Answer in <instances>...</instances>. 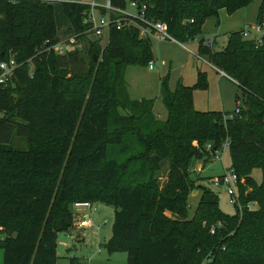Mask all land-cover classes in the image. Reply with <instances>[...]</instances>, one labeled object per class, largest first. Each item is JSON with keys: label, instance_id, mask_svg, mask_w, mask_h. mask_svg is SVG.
<instances>
[{"label": "trees", "instance_id": "16d2710c", "mask_svg": "<svg viewBox=\"0 0 264 264\" xmlns=\"http://www.w3.org/2000/svg\"><path fill=\"white\" fill-rule=\"evenodd\" d=\"M126 1L109 0L116 8ZM134 1L179 44L196 38L208 18L217 24L219 10L230 15L251 2ZM60 8L74 37L84 39L85 56L51 50L59 42L50 0H0V61L16 64L0 85L1 264H54L56 235L71 228L75 202L114 207L104 247L125 253L126 264H264V39L255 46L242 29L224 35L218 50L196 44L195 56L239 90L237 114L193 109L192 92L204 87L197 72L192 86L176 83L172 90L168 75L160 78L166 115L157 121L153 101L129 99L124 81L126 67L151 62L148 40L134 27L110 30L101 49L83 36L85 7L62 2ZM263 10L261 0L256 22ZM13 135L25 141V150L9 149ZM223 145L241 181L240 208L231 215L189 178L196 160L208 162ZM193 190L199 196L189 216Z\"/></svg>", "mask_w": 264, "mask_h": 264}, {"label": "rangeland", "instance_id": "374dc122", "mask_svg": "<svg viewBox=\"0 0 264 264\" xmlns=\"http://www.w3.org/2000/svg\"><path fill=\"white\" fill-rule=\"evenodd\" d=\"M101 3L102 0H97ZM261 0H251L248 6L243 8V12L236 11L230 15L225 12L217 14V24L214 18L205 21L200 29V34L193 40L177 45L175 42L167 40L150 39L151 65L152 69L148 70L146 66L133 67L128 66L124 70V81L127 97L131 100L150 99L153 101L152 116L157 121H162L166 112L161 104L158 94L159 80L164 75H168V88L173 89L176 83L183 86H192L196 81L197 72L204 74V87L197 88L192 92L193 109L199 112L215 111L224 113L223 115H232L235 109V98L241 99L239 90L233 83L228 81L224 76H219L208 66L196 60V44L199 40L205 41L214 37L217 33L224 35L244 29V25L252 27L256 23L258 6ZM53 10V19L55 33L59 43L64 45L65 52L76 50L82 56L86 55V44L84 39L75 38L74 31L70 23L63 15L60 4L55 1L51 3ZM127 10H130L127 8ZM264 18V10L262 12ZM222 18L224 20H222ZM214 19V21H213ZM212 21V22H211ZM222 22V25H221ZM247 27V26H246ZM217 28V29H216ZM217 30V33H216ZM217 34V35H218ZM86 41H94L89 35H83ZM106 41H99L98 45L102 49ZM224 45L215 42L212 49L218 50ZM32 59V58H31ZM28 59L30 69L33 68V62ZM96 57H94V60ZM215 69V68H214ZM239 108H242L240 103ZM119 110L111 111V125L116 121V115ZM160 116V117H158ZM162 116V117H161ZM25 141L13 135L9 144V149L25 150ZM202 159L195 161L189 169V178L195 180L197 184L203 185L211 190L217 197L218 209L227 215L234 212L232 205L228 203L227 197L223 194L222 188H216L209 183L210 178L220 176L229 168V156L226 148L214 153L208 162H202ZM199 169V171H198ZM252 177L259 181V172L253 171ZM164 181V172L160 177V183ZM199 191L193 190L189 195L187 215H191L198 200ZM90 210V211H89ZM74 209L71 212V228L67 232L72 238L69 241L66 232L57 235L58 242L66 243L67 247L56 245L54 264H69L70 259L79 260L83 264H126V254L122 252L108 253L104 247L111 234V225L113 222L112 205L99 202L91 204V209ZM89 211V212H88ZM88 216L90 228L76 230L75 221H79ZM105 224L102 225V222ZM82 235V236H80ZM82 238V242H81ZM73 261L70 262L72 264ZM1 264V261H0Z\"/></svg>", "mask_w": 264, "mask_h": 264}, {"label": "built area", "instance_id": "2783aa9c", "mask_svg": "<svg viewBox=\"0 0 264 264\" xmlns=\"http://www.w3.org/2000/svg\"><path fill=\"white\" fill-rule=\"evenodd\" d=\"M55 1L59 4L65 2L68 4L84 6L85 10L82 13L81 25L86 29L83 33L89 35L95 40L106 41L110 30L118 31L123 28L134 27L139 39L148 41L150 39L174 41L169 37L166 25L148 19L145 16V7L143 5L138 6L134 0H127L124 8L111 6L109 0H102L101 3H98L97 0H50L51 3ZM127 8L130 10H127ZM241 36L245 40L252 41L255 46H259L262 43V39H264V18L261 17L252 27H244ZM211 43L212 40L209 39L204 41L203 45L210 46ZM61 44L62 43H57L51 47V50L55 54H63L65 49H63L64 45ZM198 59L201 60V58ZM15 67L16 64L11 58L6 61H0V85L4 86L8 83ZM147 69H152L151 62L148 63ZM219 74L220 76H224L222 72H219ZM237 113L238 108H235L233 114ZM223 148H225V145H223L222 149ZM205 149L208 150L209 146H206ZM239 182L241 183V181L237 179L236 174L230 168L225 170L220 176L209 179V183L212 186L222 188L223 194L227 197L228 203L232 205L233 208L237 209L240 208L236 193V187ZM71 208L72 210L79 208L89 210L91 204L88 202H75L72 204ZM104 224L105 221L102 222V225ZM90 225L91 223L88 216L75 223L77 229L89 228ZM213 233V229H211L209 234L213 235ZM75 264L83 263L77 262Z\"/></svg>", "mask_w": 264, "mask_h": 264}, {"label": "crops", "instance_id": "0c3cea01", "mask_svg": "<svg viewBox=\"0 0 264 264\" xmlns=\"http://www.w3.org/2000/svg\"><path fill=\"white\" fill-rule=\"evenodd\" d=\"M243 8L242 9H239V10H237V11H239V12H243ZM224 12V10H220L219 11V15H220V13H223ZM236 12V11H235ZM234 12V13H235ZM208 19H212V18H208ZM208 19L207 20H205V21H208ZM222 20H224L223 18H222ZM213 21H214V19H213ZM212 22V21H211ZM221 25H222V22H221ZM246 26H249V25H244V27H246ZM243 27V28H244ZM217 29V28H216ZM216 33H217V30H216ZM218 34V33H217ZM215 35L214 37H216V38H211L210 40H212V43H213V46L215 45V42H221V43H225V36L224 35H226V34H224V35ZM209 40V39H208ZM206 41V40H205ZM173 42H175V41H173ZM176 43V42H175ZM177 45H179V46H183L182 44H179V43H176ZM224 45H222V47H223ZM196 58V60H199V61H201V62H203V63H205L207 66H208V68H210L212 71H214V73L216 72L217 73V75H218V77L220 76V74H219V72L220 71H218L217 69H214V67H212L208 62H206L204 59H198L197 57H195ZM222 77V76H221ZM224 77L228 80V81H230L231 83H233L230 79H228L225 75H224ZM158 117H160V116H158ZM162 117V116H161ZM163 119H164V116H163ZM91 209V208H90ZM90 211V210H89ZM88 211V212H89ZM76 222V221H75ZM76 230H79V232H80V230H82V229H77L76 227H74ZM90 228V227H89ZM84 229V228H83ZM70 230V229H69ZM68 230V231H69ZM67 231V232H68ZM66 232V235H67V238H69V241H71V236L68 234ZM58 235V234H57ZM57 235H56V245H58V244H61V246H63V247H67L66 245V243H64V242H58L57 241ZM80 236H82V235H80ZM81 242H82V238H81ZM55 257H56V252H55ZM0 261H2V253H1V251H0ZM71 261H73L72 262V264H75V263H77V261H79V260H75V259H70V261H69V264H70V262Z\"/></svg>", "mask_w": 264, "mask_h": 264}, {"label": "water", "instance_id": "95a60500", "mask_svg": "<svg viewBox=\"0 0 264 264\" xmlns=\"http://www.w3.org/2000/svg\"><path fill=\"white\" fill-rule=\"evenodd\" d=\"M213 152H214V148H211V149H210V153H213Z\"/></svg>", "mask_w": 264, "mask_h": 264}]
</instances>
